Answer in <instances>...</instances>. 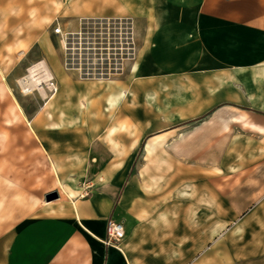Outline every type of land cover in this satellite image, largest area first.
Listing matches in <instances>:
<instances>
[{"label": "crops", "instance_id": "1", "mask_svg": "<svg viewBox=\"0 0 264 264\" xmlns=\"http://www.w3.org/2000/svg\"><path fill=\"white\" fill-rule=\"evenodd\" d=\"M58 3L60 26L68 31L77 29L83 18L129 19L136 57L120 80L82 81L63 69L60 49L49 38L33 43L0 38V264H189L188 244H179L180 258L174 259L178 247L174 249L172 233L187 238L199 232L189 229L186 213L174 218L171 207L158 206L149 197V183L128 180L124 165L102 170L106 180L111 175L108 184L97 183L90 195L80 196L82 185L92 186L93 122L105 121L77 111L92 112L96 108L85 103L98 98L111 109L131 100L139 104L132 112L142 119L139 125L150 118L144 109H176L186 118L189 109L198 115L211 111L176 143L206 127L228 133L232 125L264 138V0ZM19 7L20 26L13 24V0H0V14L5 15L0 29L10 36L14 28L29 29ZM21 45L40 47L38 63L56 84L54 94L34 98L39 107L31 114L9 87L21 60L13 48ZM162 95L169 106L157 105ZM173 95L179 99L174 101ZM162 120L174 124L171 112ZM114 131L112 127L109 133ZM157 137L148 138L145 153L156 152ZM164 149L171 151L168 145ZM56 183L66 196L54 206L44 196ZM108 220L123 225L124 239L115 246L104 244Z\"/></svg>", "mask_w": 264, "mask_h": 264}, {"label": "rangeland", "instance_id": "2", "mask_svg": "<svg viewBox=\"0 0 264 264\" xmlns=\"http://www.w3.org/2000/svg\"><path fill=\"white\" fill-rule=\"evenodd\" d=\"M26 1L13 0L12 16L13 24L20 26L19 6H22L25 10L23 22H29V29L14 28L11 36L9 30L0 29L2 41L10 37L14 43L21 38H28L29 42L49 38L53 48H59L53 34L55 24L61 25L63 20L58 12L59 0ZM65 1L68 0H61L62 7ZM4 16L0 14L3 22ZM126 21L131 22L129 19ZM72 27L73 24L69 29ZM0 48L3 52L4 47ZM13 49L14 56L21 60L8 79L9 87L16 91V100L21 107L31 114L39 107L35 100L38 95L36 91L21 93L16 81L25 76L26 69L38 63L43 54L37 45H21ZM124 68L121 75L108 80L76 77L82 81L101 83L116 81L125 77L129 67ZM16 76L19 77L14 79ZM97 91L103 92L101 89ZM176 96L179 99V95H173L174 101ZM128 97L126 94L125 99ZM163 97H158L161 104L157 105L169 106ZM85 105L86 108L94 106L96 109L83 115L77 111L78 116L94 120L102 118L105 122L103 125L93 122L92 186L88 183L82 185L80 196L90 195L97 183L105 181L108 184L111 175L106 180L102 170L117 164L124 165L129 170L128 180L149 183V197L158 206L171 207L174 218L181 212L186 213L189 229L199 232L188 233L187 238L182 237L184 233H172L174 249L178 247L174 250V259L180 258L179 244H188L189 264H264V138L232 125L228 133H221L217 127H206L186 137L184 142L176 143L181 133L210 116L211 111L198 115V110L189 109L186 118L181 117V111L176 109H144L146 114L150 113V118L146 124L139 125L142 119L132 114L135 111L133 106L139 104H132L131 100H126L119 109H111L99 98L87 101ZM168 112L172 114L173 125H165L162 120ZM112 127L115 131L109 133ZM107 133L110 135L108 138ZM152 135L158 136V145L156 152L149 155L145 153V145ZM174 144L176 148H171ZM166 145L171 151H165ZM52 192L58 194L57 199L52 201V205L57 206L60 199L66 196V191L56 183L53 190L46 194ZM177 250L179 253L175 252Z\"/></svg>", "mask_w": 264, "mask_h": 264}, {"label": "built area", "instance_id": "3", "mask_svg": "<svg viewBox=\"0 0 264 264\" xmlns=\"http://www.w3.org/2000/svg\"><path fill=\"white\" fill-rule=\"evenodd\" d=\"M127 21L83 18L78 21L77 29L70 31L56 23L53 34L58 37L63 69L84 80H108L121 75L124 67L134 61L137 52L132 24ZM33 91L41 99L46 98L48 94L56 92V84L49 77L47 82ZM105 232L106 246H115L124 239L121 222L108 220Z\"/></svg>", "mask_w": 264, "mask_h": 264}, {"label": "bare ground", "instance_id": "4", "mask_svg": "<svg viewBox=\"0 0 264 264\" xmlns=\"http://www.w3.org/2000/svg\"><path fill=\"white\" fill-rule=\"evenodd\" d=\"M49 74L43 63H36L29 67L26 75L17 80L23 93L27 94L39 88L40 85L47 82Z\"/></svg>", "mask_w": 264, "mask_h": 264}, {"label": "water", "instance_id": "5", "mask_svg": "<svg viewBox=\"0 0 264 264\" xmlns=\"http://www.w3.org/2000/svg\"><path fill=\"white\" fill-rule=\"evenodd\" d=\"M58 194L56 192L48 193L44 196L45 202H51L55 199H57Z\"/></svg>", "mask_w": 264, "mask_h": 264}]
</instances>
